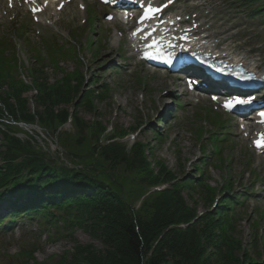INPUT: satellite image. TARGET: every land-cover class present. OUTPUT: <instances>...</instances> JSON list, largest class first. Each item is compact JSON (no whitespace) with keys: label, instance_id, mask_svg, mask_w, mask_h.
<instances>
[{"label":"rangeland","instance_id":"1","mask_svg":"<svg viewBox=\"0 0 264 264\" xmlns=\"http://www.w3.org/2000/svg\"><path fill=\"white\" fill-rule=\"evenodd\" d=\"M243 2L193 0L187 6L183 1L176 6L194 14L199 13L200 20H204L207 26L211 25L209 34L218 36L216 40L224 42L225 47L233 48L238 55L254 57L264 67V17L249 19L247 10H251V7L244 6ZM79 3L81 1L76 0L57 17H45L40 25H35L25 10L18 7L5 17L0 10V37L5 36L8 41L7 55L12 53L10 44L14 42L15 55L23 64L27 62L28 68L34 56L41 58L38 67L42 69V75L38 78L46 91L40 93L34 87L19 95L27 101L29 112L40 113L43 106L51 102L55 113L69 114L68 118L72 120L71 123L67 118L68 125L59 126L54 135L45 133L41 128L26 131L17 127L11 133L14 132V137L20 141L30 142L36 151L60 159L67 154L66 149L59 145L63 139L77 148V139H88L87 134H91L101 145L119 141L127 151L134 142H139L144 146V157L151 171L131 175V179L137 183H164L151 187L150 192L155 189L177 190L178 212L189 213L193 220H197L196 216L203 220V214L213 209L221 196L226 194L221 195V192L227 178L232 179L231 190L238 194L241 188L249 189L257 175L254 187L256 195L250 196L242 208L235 209V213L229 210L228 218L237 221V226L231 227L234 231L225 237L220 236L217 230L213 231L199 255L205 264H237L233 257L237 258L243 251L248 252L249 257H254L256 251L264 252L262 160L251 153L248 143L234 136L237 131H233L231 123L221 115L223 120L228 121L232 137L223 145L218 164L214 159L205 162L201 150L206 147L207 153L210 152L207 136L215 129L204 122L209 121L206 115L199 114H204L205 110L215 111L213 105L204 100L196 104L195 98L184 99L181 94L183 90L170 76L147 71L131 56L125 41L108 33L111 25L103 23L102 13L95 10L97 19L94 18V24L90 25L85 9L77 7ZM194 5L203 6L193 10L190 6ZM223 32L224 35H221ZM22 70L26 80L33 79ZM79 73L84 79L83 88L79 91L68 93L63 91L65 88H60L57 94L51 93L57 88L55 84H60L61 78H73ZM91 76L94 82H90ZM86 87L92 91L90 98L82 92ZM105 87L108 89L107 95H100V89ZM169 91H173L174 95L169 96ZM96 92L98 95H95ZM43 94H48L49 100L41 99ZM157 118L162 119L163 123L157 125ZM199 133L201 136L198 140ZM221 158L230 163L222 165ZM200 161L203 163L200 164ZM65 163L69 164L68 161ZM195 166L200 168V172L194 169ZM137 171H141V168ZM163 172L174 178L163 181L159 177ZM200 173H203L201 190L194 181ZM156 177L157 180L153 181ZM132 197L129 200L138 209L143 198L139 199L137 195ZM201 220L194 226L198 230L204 226ZM181 224L189 225L188 221ZM223 238L230 244L234 243L232 248L227 249ZM239 243L241 245L236 247ZM76 247H91L103 255L108 245L81 229L75 228L69 236L64 228L57 229L53 225L41 227L35 219L21 220L13 231L0 233V264H68ZM146 259H143L145 263Z\"/></svg>","mask_w":264,"mask_h":264},{"label":"trees","instance_id":"2","mask_svg":"<svg viewBox=\"0 0 264 264\" xmlns=\"http://www.w3.org/2000/svg\"><path fill=\"white\" fill-rule=\"evenodd\" d=\"M256 2L263 3L264 0H250V3ZM258 9L251 16L264 15V10ZM10 47L13 55L9 56L6 55L8 42L5 39L0 42V118L7 115L16 123L35 124L45 133L54 135L59 126L67 123L69 114L55 113L51 102L43 106L40 113L29 112L27 101L19 96L29 88L18 78L15 44ZM39 62L40 57H33L28 74L33 77V87L41 93L46 89L39 82L38 77L42 75ZM94 81L91 76L90 82ZM59 82L51 93L57 94L60 88H65L63 91L68 93L79 91L84 79L79 73L73 78L64 76ZM107 91L106 87L100 89V95H107ZM82 92L91 97L92 91L88 87ZM43 95L41 99L49 100L48 94ZM68 120L72 123L71 119ZM15 129L6 126L5 132L0 131V148L3 149L0 150V203H9L7 210L11 222L2 232L12 229L20 220L35 219L41 227L64 228L69 236L75 228L84 230L108 245L103 255L91 247H76L68 264H205L199 252L205 248L207 238L210 239L215 230L223 237L232 233L234 229L231 227L237 226V221L228 218V208L235 213L234 209L241 208L243 201L252 195V185L249 189L241 188L238 194L233 193L232 179L227 178L221 192V195L226 194L221 196L215 209L204 213L203 220L198 216L193 220L189 213L178 212L177 190L150 192L151 187L164 183H137L131 179V175L151 171L144 157L143 144L134 142L127 151L119 141L101 145L95 136L86 133L90 138L77 139V148L67 140L60 141L59 145L67 153L61 160L36 151L28 141L18 140L15 133H11ZM207 141L212 148L209 153L206 147L203 148L202 159L205 162L214 159L218 164L221 157L219 146L226 141L217 129L208 135ZM226 162L230 163L229 160ZM226 162L222 159V165ZM140 168L141 171H137ZM194 169L200 172L198 166ZM202 176L200 173L194 180L200 190ZM159 177L163 181L174 178L164 172ZM132 195L143 198L138 209L129 200ZM199 220L204 223L202 230L194 227ZM182 221H188L189 225L181 224ZM223 241L227 249L232 248L234 243L230 244L224 238ZM263 254L256 251L257 257L254 258L256 255L249 257L248 252L243 251L233 258L237 264H264Z\"/></svg>","mask_w":264,"mask_h":264},{"label":"bare ground","instance_id":"3","mask_svg":"<svg viewBox=\"0 0 264 264\" xmlns=\"http://www.w3.org/2000/svg\"><path fill=\"white\" fill-rule=\"evenodd\" d=\"M62 1V0H60ZM57 4L53 5V3H49L47 5V7L45 8V10H48L49 12H47L46 14L48 15H54V17H57L58 14L55 13V8H56ZM5 13V12H4ZM40 17V16H38ZM189 37H192L190 40V46H192L195 49L198 50H204L208 53H211L212 55H217L229 60H238L240 61L244 66L248 67V68H253V69H259V67L256 65V62L254 61H247L245 59V57H241V56H235L233 53V51L231 49H229L228 47H224V48H219L217 44L210 42L208 37H201L197 40L193 41V36H191V34H189ZM220 49V50H218ZM239 58V59H238ZM169 96H173L174 92L173 91H169ZM167 94V95H168ZM160 99H165L164 97H160Z\"/></svg>","mask_w":264,"mask_h":264},{"label":"snow or ice","instance_id":"4","mask_svg":"<svg viewBox=\"0 0 264 264\" xmlns=\"http://www.w3.org/2000/svg\"><path fill=\"white\" fill-rule=\"evenodd\" d=\"M36 10L37 9H33V11H36ZM158 11H160L159 8L153 9L151 6H149L148 9H147V12L145 13V15L143 17V19L151 18V15L154 14L155 12H158ZM182 39H187V36L182 37ZM157 44H158V41H153V44L150 45V47H156ZM169 46L171 47L172 45L170 44ZM166 62L171 63V57H169ZM217 71L223 72V69L218 68ZM233 75H235V74H233ZM237 78L242 80V81L251 79V77L246 76L244 74H239L237 76ZM249 103H250V101L248 99L237 97L234 100L233 99L228 100L226 102L225 106L228 107V108H231V107H233V105H246V104H249ZM259 115L262 118H264V112L259 113ZM261 122L264 123V119H262ZM255 143H256L257 147H264V133L260 134V138L257 139L255 141Z\"/></svg>","mask_w":264,"mask_h":264},{"label":"water","instance_id":"5","mask_svg":"<svg viewBox=\"0 0 264 264\" xmlns=\"http://www.w3.org/2000/svg\"><path fill=\"white\" fill-rule=\"evenodd\" d=\"M22 126H24V125H22ZM28 126H26V128H27ZM30 128H32L33 130H36V129H38V127L37 126H30Z\"/></svg>","mask_w":264,"mask_h":264}]
</instances>
